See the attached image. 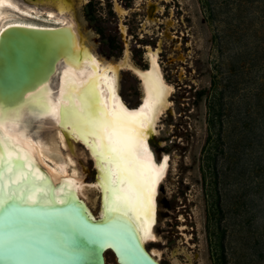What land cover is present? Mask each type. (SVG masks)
<instances>
[{
	"label": "rangeland",
	"instance_id": "obj_1",
	"mask_svg": "<svg viewBox=\"0 0 264 264\" xmlns=\"http://www.w3.org/2000/svg\"><path fill=\"white\" fill-rule=\"evenodd\" d=\"M18 1L43 16L62 6L89 50L113 64L127 47L128 60L146 70L143 48L158 51L172 91L148 144L156 161H169L156 198L155 239L146 246L160 263L264 264V172L255 171L264 167L256 137L264 143V0ZM140 84L120 68L118 92L128 107L140 103ZM49 123L47 116L23 121L28 132ZM75 150L96 213L99 191L89 189L95 168L81 145ZM105 258L117 264L111 252Z\"/></svg>",
	"mask_w": 264,
	"mask_h": 264
},
{
	"label": "bare ground",
	"instance_id": "obj_2",
	"mask_svg": "<svg viewBox=\"0 0 264 264\" xmlns=\"http://www.w3.org/2000/svg\"><path fill=\"white\" fill-rule=\"evenodd\" d=\"M23 5L18 0H0V140L9 145L7 151L12 154L13 164L12 173L0 180V205L12 198L25 203L33 189H39V204L61 203L69 196L74 197L87 207L92 218H106L130 227L145 250L161 264L160 254L146 246L155 239L156 198L160 183L166 179L169 161L167 155L156 161L148 144V134L155 129L172 91L163 76L158 51L147 48L146 70L128 60L127 47L125 58L113 64L89 50L62 6L43 16L36 12L35 6ZM16 26L47 30V35L38 38L39 50L36 46L22 49L20 38L15 35L9 34L7 43L2 42V37ZM120 68L131 70L141 80L144 94L142 102L134 108L128 107L119 96ZM53 77L55 89L50 86ZM62 96L67 97L63 103ZM29 108L38 112L30 113ZM50 109L55 111L50 114ZM101 111L108 113L109 121L113 112L122 113L131 125L127 134L109 132L104 144L112 141L121 150L126 159H120L119 163L132 170L128 175L142 185L139 191L116 171V160L109 159L113 154L97 143L98 132L91 120L99 119ZM46 116L49 124L26 131L23 121H40ZM77 144L86 151L95 168L96 179L89 189L99 191L96 213L87 201L89 191L77 165ZM0 155H6L3 145ZM5 168H0V174L5 173ZM21 170L29 179L23 185L11 183L12 176ZM37 172L43 179H35ZM109 177L119 183L121 194L132 197L119 211H108L117 202L112 192L115 185L109 183ZM118 203L123 205L122 201Z\"/></svg>",
	"mask_w": 264,
	"mask_h": 264
},
{
	"label": "water",
	"instance_id": "obj_3",
	"mask_svg": "<svg viewBox=\"0 0 264 264\" xmlns=\"http://www.w3.org/2000/svg\"><path fill=\"white\" fill-rule=\"evenodd\" d=\"M11 31L2 37L3 43L15 35L22 49L36 46L37 50L38 38L48 33L19 26ZM107 250L117 264H159L130 227L92 218L74 197L37 205L12 198L0 205V264H105Z\"/></svg>",
	"mask_w": 264,
	"mask_h": 264
},
{
	"label": "snow or ice",
	"instance_id": "obj_4",
	"mask_svg": "<svg viewBox=\"0 0 264 264\" xmlns=\"http://www.w3.org/2000/svg\"><path fill=\"white\" fill-rule=\"evenodd\" d=\"M66 98L67 97L62 96L61 102L63 103ZM52 111H55V109H50L49 113L51 114ZM81 111L83 110L81 109ZM107 117H108V113L101 111L99 119L91 120V123L98 132L97 143L101 144L108 153L113 154L109 156V159L116 160V163L114 165L116 171L121 174L123 179H126V181L129 183V185H131L132 188L139 191L142 188V185L139 184L136 180H134L131 175H128V173L132 170L122 167L119 163L120 159H126V157L123 156L121 150L118 149L112 141H109L107 144H104V141L109 132L117 131V132H124L125 134H127V131L131 127V125L127 124L126 118L122 113L113 112L112 119L110 121L108 120ZM0 145H3L6 151V155H0V168H4L6 166L5 173L0 174V180H3L5 179L6 175H10L12 173L13 164H12V154L11 152L7 151L9 145L2 140H0ZM17 159H22V157H17ZM28 179H29L28 174L21 170L18 171L14 176H12L11 183L17 185H23ZM35 179L41 180L43 179V177H41L37 172L35 173ZM109 183L115 185L112 189V192L117 202H114V204L108 208V211H114V210L119 211L122 206H127L131 202L132 197L131 195L128 194H121L118 190L119 183L117 181H112L110 177H109ZM6 186L7 185H5V187ZM38 195H39V189L31 190L29 192V195L25 199V204L37 205L39 203V200L37 199ZM119 201H122L123 205L118 203ZM137 204H138V200H137ZM146 234H147V229H146Z\"/></svg>",
	"mask_w": 264,
	"mask_h": 264
},
{
	"label": "trees",
	"instance_id": "obj_5",
	"mask_svg": "<svg viewBox=\"0 0 264 264\" xmlns=\"http://www.w3.org/2000/svg\"><path fill=\"white\" fill-rule=\"evenodd\" d=\"M90 16V15H89ZM206 93V91H199L197 94H196V98L197 99H200L202 96H203V94H205ZM259 94H261V92L259 93ZM258 99H259V97H258ZM253 121L254 120H252V124H254L253 123ZM254 132V131H253ZM256 137L258 138H260L261 139V135L260 136H258V135H256ZM262 137L264 138V135H262ZM257 140V146L259 147V151H261V154H263L264 155V143L263 142H261V140ZM256 140V139H255ZM252 143V142H251ZM263 155H261V156H263ZM262 169H263V172H264V167H261L260 165H257V169L255 170L256 172H262Z\"/></svg>",
	"mask_w": 264,
	"mask_h": 264
},
{
	"label": "flooded vegetation",
	"instance_id": "obj_6",
	"mask_svg": "<svg viewBox=\"0 0 264 264\" xmlns=\"http://www.w3.org/2000/svg\"><path fill=\"white\" fill-rule=\"evenodd\" d=\"M91 20H93L92 18H91ZM126 30H128L129 31V28L127 27V29ZM123 34V33H122ZM124 36H125V41H127V38H128V40H130L131 38L129 37V34H127L126 33V31H125V34H124ZM122 39V38H121ZM123 41H124V39H122ZM115 44H116V42L114 43L113 42V40L112 39H109V38H107L106 39V46H107V48L109 49V50H114L115 49ZM124 42L122 43V47L124 46ZM147 47H149V46H147ZM147 47L146 48H143L145 51H147ZM149 48H151V47H149ZM151 49H153V50H155V47L154 48H151ZM131 54H132V51H131ZM127 71H131V70H129V69H127ZM134 74V73H133ZM135 76L137 77V75L135 74ZM138 82H139V78H138ZM202 91V90H201ZM200 91V92H201ZM198 93V92H197ZM196 93V94H197ZM196 94H195V96H196ZM204 95V94H203Z\"/></svg>",
	"mask_w": 264,
	"mask_h": 264
}]
</instances>
